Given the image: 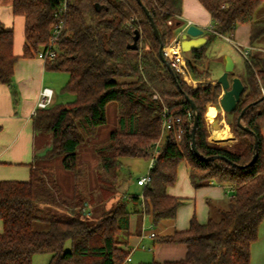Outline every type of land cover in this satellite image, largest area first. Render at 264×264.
<instances>
[{"label":"trees","instance_id":"1","mask_svg":"<svg viewBox=\"0 0 264 264\" xmlns=\"http://www.w3.org/2000/svg\"><path fill=\"white\" fill-rule=\"evenodd\" d=\"M139 1L12 0L13 14L24 20V44L22 54H14L13 29L0 23V83L9 85L17 59L36 56L47 46L60 18L56 13L65 6L57 54L45 67L67 73L61 91L75 98L38 109L32 126L35 132L51 135L44 157L60 156L62 166L73 174L74 185L70 195L64 194L50 167H31L27 180H0V264H32L37 254L50 255L48 264L123 263L129 256L121 246L126 243L130 212L126 194L117 198L121 158L149 159L155 149L151 180L141 193L144 211L154 224L174 218L183 203L167 193L182 161L189 166L194 188L218 184L229 187L232 194L219 210V218L210 216L200 223L192 216L187 229L157 238L160 243L184 244V258L138 264H249L250 247L264 219V58L250 52L244 58L240 77L244 89L235 110L228 113L234 116L229 125L237 138L231 146L207 140L204 108L207 103L217 106L221 90L217 83L204 79H209L206 60L216 38L231 39L239 24H248L250 46L264 38V17H255L264 0H198L210 14L212 25L205 31L206 43L184 56L188 72L197 82L195 87L159 57L160 42L166 46L180 25L182 0ZM143 7L152 17L159 39ZM135 31L139 32L137 47L130 49L127 45ZM186 96L198 112L196 148L201 156L214 159L193 153L194 115ZM110 102L117 104L120 128L95 146L99 169L98 193L94 195L82 186L85 166L79 162L76 148L84 140L81 128L90 134L106 123ZM245 107L241 124L249 131L237 124ZM164 109L181 118L179 139L172 132H162ZM254 153L255 162L247 166ZM129 198L139 200L138 195ZM112 199L111 205L103 206ZM91 206L101 209L93 221L83 216L92 213ZM36 221L46 222L48 229L35 230Z\"/></svg>","mask_w":264,"mask_h":264},{"label":"crops","instance_id":"2","mask_svg":"<svg viewBox=\"0 0 264 264\" xmlns=\"http://www.w3.org/2000/svg\"><path fill=\"white\" fill-rule=\"evenodd\" d=\"M178 19L180 25L175 35L179 36L180 41L184 34L181 29L188 22L202 28L203 35L212 25L210 14L198 0H182ZM0 23L13 29V52L21 55L24 44V20L21 16L13 14L12 0H0ZM241 27L243 28L239 30ZM248 33V24H239L231 39L224 38L242 57L241 50L248 47L250 53L264 58V38L252 47L248 42ZM185 53L187 52H183V56ZM224 57V54L216 55V59L221 63L219 75L223 71ZM243 73L244 67L235 70L233 61L230 77L240 78ZM67 79V73L48 70L41 59L33 56L17 59L11 85L0 83V180L23 181L29 178L30 168L36 159L34 148L36 132L32 126V112L38 93L44 87L51 89L53 103H56ZM214 79L215 82L211 81L212 83H216V78ZM220 90L222 91L221 87ZM209 124L213 126L216 123L211 121ZM261 134L264 139V126L261 128ZM138 186L140 187L138 201L132 200L128 195L125 196L130 214L126 243L121 247L129 252L131 264L184 258L186 253L184 244L160 243L157 238L187 229L192 216L200 223L207 221L210 216L218 214L219 210L226 206L232 194L229 187L218 184L194 188L189 179V166L182 161L177 166L176 180L167 188V193L181 198L183 203L176 210L174 218L154 224L151 216L144 211L141 196L143 186ZM2 229L0 220V232ZM260 229L256 241L250 247L249 264H264V228Z\"/></svg>","mask_w":264,"mask_h":264},{"label":"rangeland","instance_id":"3","mask_svg":"<svg viewBox=\"0 0 264 264\" xmlns=\"http://www.w3.org/2000/svg\"><path fill=\"white\" fill-rule=\"evenodd\" d=\"M255 17H264V4H262L256 11ZM243 27L239 28L241 30ZM179 37V36H178ZM170 42V41H169ZM168 42V43H169ZM167 43V44H168ZM228 55L234 61L235 70L242 69L244 67V58L236 51V49L231 45V43L227 42L224 37H218L209 46L208 57L206 62L209 65V79H204V81H214V78L219 76V71L221 68V63L216 59V55ZM187 55V53H185ZM68 80V79H67ZM67 82V81H66ZM215 82V81H214ZM61 91V90H60ZM74 95L68 91H62V94H59L56 103H68L74 100ZM208 106H213L210 103H207L204 108V117H206L205 112ZM216 115L218 118V122L211 126L209 123L212 120H207L208 124V137L207 140L212 143H218L223 146H231L233 145L237 138L231 131L230 123L233 121V114H226L219 107L218 102L216 106ZM224 124L228 127L229 137L219 140L214 137L215 132L213 130H221ZM120 128L119 119H118V110L117 104L115 102H110L106 105V123L96 128L93 133H87L86 129L81 128V132L84 135V140L77 146L76 153L79 157V162L85 166V172L81 177L82 186L86 193L91 192L94 195H97L98 191L96 190L97 181H96V172L99 169V160L95 153V146L97 144H101L106 142L109 138V134L116 129ZM161 141L157 147H159ZM51 143V135L47 132H36L35 135V154L36 159L34 161L33 167L35 168H51L52 174L55 179L61 186V190L64 194L70 195L73 190L74 185V177L73 174L67 171L61 162V157L57 156L52 159H47L44 157V153L49 148ZM122 165L118 171L119 180L121 185L117 190V198L120 194L125 193L128 196L138 195L140 191V187L136 184V180L138 177H141L146 174L148 170V162L149 159L144 157H123L121 158ZM139 196V195H138ZM113 203V199L107 203H104L103 206L108 207ZM139 203H137L138 205ZM92 210V213L89 215H83L89 221H93L99 214L100 210H97L96 207L89 208ZM94 209V210H93ZM219 214L213 215L214 218H219ZM260 226H258V230L260 227L264 228V219L260 222ZM33 228L35 230H47L48 224L42 221H36L33 223ZM262 230V229H260ZM260 232V231H259ZM66 247L69 246V242L66 243ZM49 259L48 254H37L34 256L32 260V264H47Z\"/></svg>","mask_w":264,"mask_h":264},{"label":"built area","instance_id":"4","mask_svg":"<svg viewBox=\"0 0 264 264\" xmlns=\"http://www.w3.org/2000/svg\"><path fill=\"white\" fill-rule=\"evenodd\" d=\"M65 13V6L63 7V10L58 11L56 13L57 16H60L57 23L54 25L52 29V34L49 39V42L47 46L43 49H40L36 57L41 59L44 63L47 61H52L56 54H57V44H58V34L60 33L62 26L64 24V16ZM188 22L184 27H182L181 32H184L185 28L189 25ZM211 29V26H210ZM249 52V48H245L241 50V53L244 58L247 57V54ZM162 55L167 59L170 66L178 72L183 80L190 86L195 87L196 81L191 78L188 68L186 65L185 57L183 56V51L180 47V39L178 38V35H175L172 37L170 42L162 48ZM154 98L157 96L154 95ZM53 104V92L51 89L44 87L42 88L38 93V98L36 100L35 108L32 112V115L36 113L38 109H44L48 106ZM163 119H162V132H172L176 139H179V134L181 133L182 129L179 126V123L181 122V118L174 116L173 114L166 111V109L163 110ZM157 149H155L149 158L148 162V170L145 175L138 177L136 180L137 185L145 186L147 183L151 180V174L150 170L153 168L154 162H155V155L157 154ZM121 264H131L130 256H128L123 263Z\"/></svg>","mask_w":264,"mask_h":264},{"label":"water","instance_id":"5","mask_svg":"<svg viewBox=\"0 0 264 264\" xmlns=\"http://www.w3.org/2000/svg\"><path fill=\"white\" fill-rule=\"evenodd\" d=\"M139 1V0H138ZM140 2V1H139ZM145 14L147 15L149 22L151 24V27L153 29L154 35L159 39L158 32L156 29V26L152 20V17L150 16L148 10L143 7ZM204 34V30L194 24H189L183 34V38L180 41V47L183 52H188L192 49H196L204 45L207 41V37ZM190 37V38H188ZM139 38V32L135 31L133 41L132 43L128 44L127 47L130 49H135L137 47V39ZM160 42V41H159ZM162 44L160 42V49H159V57L161 61L167 66V68H170V64L166 60V58L162 55ZM233 70V61L230 58V56L225 55L224 57V66L223 71L221 74L216 78V83L221 87L222 91L218 98V105L222 109V111L226 114L232 112L235 110L237 103L239 101L240 95L243 92L244 86L241 81V79L238 76H232L230 77V73ZM264 97V95H263ZM186 100L188 101L190 108L194 115V121L193 126L191 128V148L193 150V153L196 156L201 157L202 159L208 160V159H214L215 157H203L198 152L196 145H195V129L198 123V112L195 103L186 96ZM246 108H243L238 117H237V124L238 126L242 127L244 130L249 131V129L241 124V118L246 111ZM218 122V118L214 117L213 122ZM254 148H257V140L255 138L254 140ZM257 154L254 153L252 159L249 161L247 166L252 165L256 160ZM231 163V162H230ZM242 167V166H239ZM135 264V263H134Z\"/></svg>","mask_w":264,"mask_h":264},{"label":"bare ground","instance_id":"6","mask_svg":"<svg viewBox=\"0 0 264 264\" xmlns=\"http://www.w3.org/2000/svg\"><path fill=\"white\" fill-rule=\"evenodd\" d=\"M205 115H206V118L208 120H212L216 115V109L213 106H208L206 109ZM213 131H217V132H215L214 137L219 139V140H222V139L229 137L228 127L226 124H224V126L221 130H219V131L213 130Z\"/></svg>","mask_w":264,"mask_h":264}]
</instances>
